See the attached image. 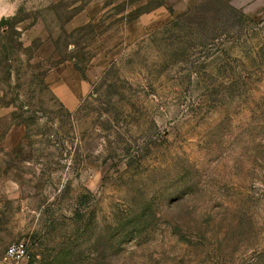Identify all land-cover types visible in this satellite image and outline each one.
<instances>
[{"label":"rangeland","instance_id":"obj_1","mask_svg":"<svg viewBox=\"0 0 264 264\" xmlns=\"http://www.w3.org/2000/svg\"><path fill=\"white\" fill-rule=\"evenodd\" d=\"M0 12V264H264V0Z\"/></svg>","mask_w":264,"mask_h":264},{"label":"built area","instance_id":"obj_2","mask_svg":"<svg viewBox=\"0 0 264 264\" xmlns=\"http://www.w3.org/2000/svg\"><path fill=\"white\" fill-rule=\"evenodd\" d=\"M28 257L27 248L23 241L15 240L8 243L1 258L5 264H24Z\"/></svg>","mask_w":264,"mask_h":264},{"label":"clouds","instance_id":"obj_3","mask_svg":"<svg viewBox=\"0 0 264 264\" xmlns=\"http://www.w3.org/2000/svg\"><path fill=\"white\" fill-rule=\"evenodd\" d=\"M0 15H3V12H0Z\"/></svg>","mask_w":264,"mask_h":264}]
</instances>
